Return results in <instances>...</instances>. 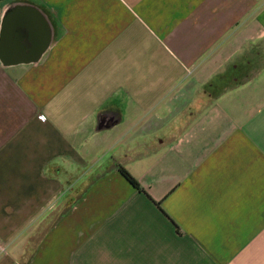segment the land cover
<instances>
[{"label": "crops", "instance_id": "crops-1", "mask_svg": "<svg viewBox=\"0 0 264 264\" xmlns=\"http://www.w3.org/2000/svg\"><path fill=\"white\" fill-rule=\"evenodd\" d=\"M0 51V264H264V0H0Z\"/></svg>", "mask_w": 264, "mask_h": 264}, {"label": "trees", "instance_id": "trees-1", "mask_svg": "<svg viewBox=\"0 0 264 264\" xmlns=\"http://www.w3.org/2000/svg\"><path fill=\"white\" fill-rule=\"evenodd\" d=\"M121 170L123 171L126 178L137 188H141L139 182L132 176L130 173L126 170V168L121 167Z\"/></svg>", "mask_w": 264, "mask_h": 264}, {"label": "rangeland", "instance_id": "rangeland-1", "mask_svg": "<svg viewBox=\"0 0 264 264\" xmlns=\"http://www.w3.org/2000/svg\"><path fill=\"white\" fill-rule=\"evenodd\" d=\"M45 229H46V225H45V226L43 225V226H41L40 228L37 229L36 234H34V237L32 238L33 241L30 240V242H29V243L32 244V247L35 246V244H36V242H37V239H38V237L40 236L42 230L44 231ZM32 247H30V249H31ZM29 252H30V250L28 249V253H29Z\"/></svg>", "mask_w": 264, "mask_h": 264}, {"label": "built area", "instance_id": "built-area-1", "mask_svg": "<svg viewBox=\"0 0 264 264\" xmlns=\"http://www.w3.org/2000/svg\"><path fill=\"white\" fill-rule=\"evenodd\" d=\"M38 118L42 121H45L46 120V115L45 114H39L38 115Z\"/></svg>", "mask_w": 264, "mask_h": 264}, {"label": "water", "instance_id": "water-1", "mask_svg": "<svg viewBox=\"0 0 264 264\" xmlns=\"http://www.w3.org/2000/svg\"><path fill=\"white\" fill-rule=\"evenodd\" d=\"M2 53V51H0V54ZM3 53H4V51H3Z\"/></svg>", "mask_w": 264, "mask_h": 264}]
</instances>
